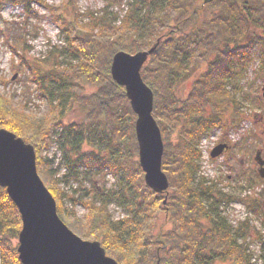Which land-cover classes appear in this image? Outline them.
Wrapping results in <instances>:
<instances>
[{
    "label": "trees",
    "instance_id": "obj_1",
    "mask_svg": "<svg viewBox=\"0 0 264 264\" xmlns=\"http://www.w3.org/2000/svg\"><path fill=\"white\" fill-rule=\"evenodd\" d=\"M32 1L49 11L63 40V46H54L40 60L54 57L48 70L19 58L48 109L33 119L0 94V128L33 146L37 173L55 199L59 218L81 239L98 241L118 264H156L158 257L163 264H251L242 242L247 225L233 227L222 215L215 201L221 192L200 174L198 145L206 132L225 126L222 118L229 107L236 117L241 105L262 106L246 78L255 61L257 76L264 74V0H132L123 14L105 9L99 15L81 13L76 0L57 5L13 0L26 10ZM160 37L140 71L153 92L152 115L164 143L161 169L169 185L156 193L144 184L134 160L139 154L136 115L124 87L112 80L110 65L116 52L148 50ZM203 64L206 69L187 95L178 98L179 85ZM86 87L93 91L85 92ZM77 105L85 110L83 118L63 124ZM50 132L65 168L64 183L101 171L118 177L114 188L100 190L92 184L72 199L73 205L85 207L83 218L63 206L65 191L42 157ZM110 203L122 207L123 216L113 219ZM18 211L0 187V264H21L14 243L21 229ZM164 213L171 227L153 234ZM260 250L264 264V239Z\"/></svg>",
    "mask_w": 264,
    "mask_h": 264
},
{
    "label": "rangeland",
    "instance_id": "obj_2",
    "mask_svg": "<svg viewBox=\"0 0 264 264\" xmlns=\"http://www.w3.org/2000/svg\"><path fill=\"white\" fill-rule=\"evenodd\" d=\"M48 5H57L61 0H41ZM132 0H76L81 13H94L99 15L103 10L123 14L127 2ZM63 46L59 29L52 23L49 11L42 5L31 2L15 4L13 0H0V94L12 98L16 107H24L33 119L43 116L47 112L46 102L39 98L38 90L31 81V75L22 63L20 57L27 62L41 65L42 70H48L54 62V57H48L53 47ZM257 61L252 63L248 70V84L255 95L262 98L261 108L241 105L235 117L233 108L225 111L222 119L226 122L223 128H212L203 136L198 145L201 153L199 161L200 174L214 190L221 192L216 200L219 210L227 221L237 228L240 222H245L248 233L242 239L251 253V264H262L261 242L264 239V186L263 178L258 174V165L254 161L256 151L261 152L264 159V74L257 76ZM206 69L203 64L187 80L183 81L176 91L178 98L183 99L190 88L192 81ZM93 88L86 87L85 92L90 93ZM84 109L73 106L63 118V124L79 121L83 118ZM226 148L218 156L211 157V150L220 145ZM53 132L48 137V147L43 151L42 157L49 160V168L55 171L59 187L65 192L63 206L70 210L73 208L76 217L83 218L85 207L78 203L73 205L72 199L82 197L85 190L95 187L100 190L114 188L118 179L107 171L95 172L91 177L71 180L68 183L61 181L65 168L60 166V151ZM83 150L89 149L87 146ZM138 161V155L134 157ZM48 163V161H47ZM252 178L250 186L249 179ZM77 190L76 192H73ZM99 190V191H100ZM215 191L214 194L215 195ZM254 207V212L251 209ZM113 219L123 216V208L114 203L108 206ZM66 214V213H65ZM67 216V215H66ZM68 221L71 219L68 217ZM171 227L168 217L159 214L153 234ZM17 244V240H14ZM215 264H228L217 262Z\"/></svg>",
    "mask_w": 264,
    "mask_h": 264
},
{
    "label": "water",
    "instance_id": "obj_3",
    "mask_svg": "<svg viewBox=\"0 0 264 264\" xmlns=\"http://www.w3.org/2000/svg\"><path fill=\"white\" fill-rule=\"evenodd\" d=\"M160 41L161 37L148 50L134 54L118 51L110 65L112 80L124 87L136 115L134 132L144 184L156 193H163L169 185L161 169L164 143L152 115L153 92L140 71ZM225 148L224 144L214 147L211 157L218 156ZM36 159L32 145L8 129L0 128V187L5 188L22 220L16 246L21 264H118L106 255L98 241L81 239L59 218L55 199L37 173ZM254 161L263 178L264 159L260 151H256ZM156 264H163L159 257Z\"/></svg>",
    "mask_w": 264,
    "mask_h": 264
}]
</instances>
